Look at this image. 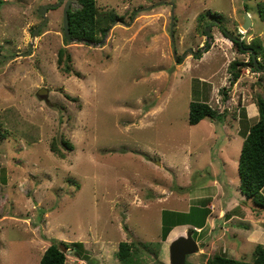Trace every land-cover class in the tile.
<instances>
[{"label":"rangeland","instance_id":"rangeland-1","mask_svg":"<svg viewBox=\"0 0 264 264\" xmlns=\"http://www.w3.org/2000/svg\"><path fill=\"white\" fill-rule=\"evenodd\" d=\"M58 1L0 0V54L26 53L32 43L28 56L0 59V264H38L52 242L67 244L66 264H120V242L138 243L142 264H169L170 243L193 227L176 226L168 234L175 238L161 241L162 211L207 204L206 226L192 235L199 251L186 264H206L214 254L252 261L260 245L248 235L253 214L236 208L242 220L228 221L221 212L229 195L232 204L243 199L237 162L243 132L258 119L264 64L242 69L231 87L230 63H247L249 54L209 16L221 14L229 35L264 46L257 10L264 0H96L123 20L95 45L65 42L63 0L33 39L39 9ZM61 48L79 76L59 70ZM193 101L224 120L190 126Z\"/></svg>","mask_w":264,"mask_h":264},{"label":"trees","instance_id":"trees-1","mask_svg":"<svg viewBox=\"0 0 264 264\" xmlns=\"http://www.w3.org/2000/svg\"><path fill=\"white\" fill-rule=\"evenodd\" d=\"M246 12L247 6L245 5ZM257 10L259 18L264 22V2L258 1ZM201 19H205L203 15ZM214 24H219L220 30L228 36L230 41L241 52L245 51L249 54L247 63L234 61L229 65L230 86L232 87L240 78L242 69L252 68L255 72L263 68L264 64V46L259 38H253L249 43L244 39L241 40V35H229L227 30L222 26V15L212 12L209 16ZM123 20L114 11H106L96 6V0H71V6L67 12L69 37L73 40L82 41L86 45L98 44L102 41L105 32L108 31L111 24L115 20ZM203 21V20H202ZM206 25V24H205ZM203 25V26H205ZM232 34V33H230ZM65 42L68 41L65 39ZM244 53V52H242ZM252 54L255 58H259L257 65L252 60ZM57 66L64 74H73L79 76L72 67L71 55L65 48L58 50ZM180 60L177 58V61ZM223 100L227 98V90L221 91ZM69 100H74L67 96ZM258 119L254 124L247 126L243 132L244 140L241 145L240 154L237 162V172L240 194L245 200H251L255 207L264 211V196L261 193L264 188V95H258L254 101ZM225 116L218 113L206 102L193 101L188 106L187 122L190 126H195L203 119L222 122ZM6 138L0 126V142ZM67 150H71V146L65 141L60 143ZM53 152H57L54 143L51 145ZM61 158H64L63 153H58ZM208 209L206 205L203 208L192 206L188 212H176L163 210L161 214V230L160 240L165 241L169 232L176 226H191L198 230L202 229L208 217ZM196 231H193L195 234ZM197 233V232H196ZM67 249V244H63ZM75 247L80 243H73ZM156 246H159L157 244ZM138 243L120 242L117 247L116 259L120 264H142L143 260L139 256L140 249ZM149 245H143L147 249ZM253 259L248 262L245 260H235L228 258L223 254H214L208 258L206 264H264V245H256L252 252ZM38 264H66V255L55 242H52L43 252Z\"/></svg>","mask_w":264,"mask_h":264},{"label":"water","instance_id":"water-1","mask_svg":"<svg viewBox=\"0 0 264 264\" xmlns=\"http://www.w3.org/2000/svg\"><path fill=\"white\" fill-rule=\"evenodd\" d=\"M63 0H59L56 4H48L45 6H42L39 11L38 14L41 15L43 17V22L36 28V30L33 32V39L35 38L37 32L46 25L47 23V17H46V12L48 9H53V8H57L61 5ZM65 4L63 6V12H62V26H63V35L65 37V39L67 41H72V42H82V41H77V40H73L69 37V29H68V20H67V12L71 6V0H65ZM171 7V25H170V39H171V43L173 44V54L175 55V45H174V40H173V35H172V29H173V21H174V6L173 4H168ZM151 8V7H150ZM244 23L242 24V29H244L245 32L248 31V29H250L251 27V20L249 17V14L246 12L244 14ZM117 20L113 21L111 26L114 25V23H116ZM217 25H219L217 23ZM110 30V28L108 29V31ZM107 31V32H108ZM107 32H105L104 36L107 35ZM205 33L206 35L209 34V29H205ZM31 46L32 43L29 46V50L26 53H22L19 55H13V56H3L0 54V59L1 60H15L16 58H23L28 56V54L31 51ZM192 52V51H191ZM252 60L255 63V65H257V59L255 58V55L252 54ZM185 57V55L182 56V59ZM40 96H44L45 93H39ZM193 230H195V228L190 229L187 233L186 236L180 235L179 237H177L175 240H173L168 248V259H169V264H186V257L187 256H191L193 254L198 253L199 249H198V245L197 242L193 239L192 235H193ZM61 250L64 252L65 248H63V246H60Z\"/></svg>","mask_w":264,"mask_h":264},{"label":"crops","instance_id":"crops-1","mask_svg":"<svg viewBox=\"0 0 264 264\" xmlns=\"http://www.w3.org/2000/svg\"><path fill=\"white\" fill-rule=\"evenodd\" d=\"M243 23H244V21H243ZM254 110H255V108H254ZM226 186L228 187V189L231 187L230 184H226ZM261 193L264 196V188L262 189ZM228 201H229V204H227V207H225L224 210L221 213H223L224 215L226 213H228L226 215H229L230 214V217H229V220L228 221L234 220V219H236V220H242L241 217H239L238 215H235L233 213V210H235L236 208H240L241 207L242 209H240V212L244 213L245 215L248 214L247 211L249 213H252L253 216H254L253 218H251V221H252V224L253 225L250 226L247 229L248 232L250 231V233L246 232V235H247V233H248V235H251L252 234L253 237L251 239V242L250 241H248V242L253 243L255 245L256 244L264 245V212L258 210L255 207V205L253 204L252 201H251V203H249L247 200L244 199V197H243V199L242 198L241 199L237 198V201L239 203L235 202L234 204H232V201L233 200H232L231 196L229 195ZM207 205H206V208L208 209L209 207ZM230 212H232V213H230ZM245 220H247V219H245ZM205 224H206V222H205ZM205 226L206 225H204V227ZM180 227H184V226H180ZM176 228H178V227H176ZM169 235L167 236V241L168 242L172 241L175 238V237H173V238L170 239L169 238ZM179 236H177V237H179Z\"/></svg>","mask_w":264,"mask_h":264},{"label":"clouds","instance_id":"clouds-1","mask_svg":"<svg viewBox=\"0 0 264 264\" xmlns=\"http://www.w3.org/2000/svg\"><path fill=\"white\" fill-rule=\"evenodd\" d=\"M242 31V30H241ZM244 31V30H243ZM243 31H242V33H243ZM245 32V31H244ZM196 229V228H195ZM196 230H198V229H196Z\"/></svg>","mask_w":264,"mask_h":264},{"label":"built area","instance_id":"built-area-1","mask_svg":"<svg viewBox=\"0 0 264 264\" xmlns=\"http://www.w3.org/2000/svg\"><path fill=\"white\" fill-rule=\"evenodd\" d=\"M240 33L243 34L242 31H240Z\"/></svg>","mask_w":264,"mask_h":264},{"label":"flooded vegetation","instance_id":"flooded-vegetation-1","mask_svg":"<svg viewBox=\"0 0 264 264\" xmlns=\"http://www.w3.org/2000/svg\"><path fill=\"white\" fill-rule=\"evenodd\" d=\"M188 257V256H187ZM186 261V260H185Z\"/></svg>","mask_w":264,"mask_h":264}]
</instances>
